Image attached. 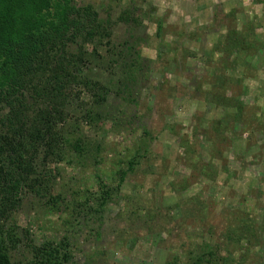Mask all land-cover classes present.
Returning <instances> with one entry per match:
<instances>
[{"label": "trees", "instance_id": "trees-1", "mask_svg": "<svg viewBox=\"0 0 264 264\" xmlns=\"http://www.w3.org/2000/svg\"><path fill=\"white\" fill-rule=\"evenodd\" d=\"M116 1L119 12L113 19L114 8L109 4L100 14L93 5L75 0H0V264H86L77 260V253H82V243L78 244L82 236L83 244L92 250L87 260L104 258L100 250L109 207L126 199L119 195L126 178L159 156L154 148L158 135L140 130L144 116L138 97L142 88L148 87L153 70L151 61L141 56L143 45L148 44L133 33L141 17L134 0L126 5ZM116 26L125 28L131 39L117 43ZM251 30L248 23L241 30L232 23L222 44L212 48L223 58L214 63L211 77H206L211 89L202 96L204 102L224 112L211 130L194 126L192 135L181 139L185 149L180 162L192 176L196 173V180L212 184L216 174L200 158L195 137L202 134L217 147L248 111L239 99L234 71L242 68L245 76L253 73L248 60L253 52L264 49ZM180 53L174 56L178 68L181 63L176 57ZM157 57L162 60L161 54ZM176 75L184 76L181 70ZM225 88L230 96H224ZM197 89L189 85L182 93L199 99ZM250 120H254L253 113ZM252 126L250 132L254 133L257 129ZM85 128L115 136L128 133L133 137L135 131L140 132L130 156L125 148L114 152L118 156L111 160L115 169L108 182L98 176V167L105 162V143L87 137ZM61 165L79 167L81 172L93 168L97 172L95 190L70 187ZM260 182L264 184V178ZM193 183L190 179L173 180L168 186L177 194ZM22 205L30 206L38 223L56 215L54 239L41 243L18 225L16 213ZM123 205L124 216L130 221L125 233L140 228L137 233L151 232L167 224L166 234L176 229L182 237L186 227L202 223L207 227L208 223L206 234L213 236L212 197L203 200L197 194L181 200L176 205L180 220L164 206L141 207L132 199ZM218 220L213 244L190 249L182 241L176 250L182 252L184 263L172 257L173 262L167 264H254L255 258H263L264 211L258 216L231 211ZM254 248L259 252L250 254ZM236 252L242 255L233 258Z\"/></svg>", "mask_w": 264, "mask_h": 264}, {"label": "rangeland", "instance_id": "rangeland-1", "mask_svg": "<svg viewBox=\"0 0 264 264\" xmlns=\"http://www.w3.org/2000/svg\"><path fill=\"white\" fill-rule=\"evenodd\" d=\"M75 1L93 5L100 14L102 8L109 4L114 8L113 19L119 12L116 0ZM128 3L129 0H121L122 5ZM134 4L141 22L133 33H137L148 44L143 45L141 56L151 61L153 69L148 87H143L138 97L140 113L144 116L140 130L146 129L158 135L154 148L159 156L155 161H149L150 166H143L141 172L126 178L119 193L126 199L109 207L101 241L103 247L100 250L104 258L95 256L91 261L87 260L92 255L91 246L83 244V236L78 240V244L82 243V253H77V260L86 261V264H167L173 262L172 257L184 263L182 252L176 250L179 243L187 242L190 249L194 248L193 245L213 244L218 236L216 230L220 227L216 225L220 224V220L216 221L219 216L231 211L239 212L240 216H258L264 211V184L260 182L264 178V49L253 52L255 55L248 60V67L253 73L249 72L245 76L243 69L238 67L234 71L239 85L237 91L241 94L239 99L241 97L243 104L248 107L243 122L232 125L224 135L226 140L218 142L217 147L207 142L202 134L195 137L197 152L216 174V182L210 184L202 179L196 180V173L192 176L191 170L180 162L185 149L181 143L182 137L186 134L191 136L194 126L203 131L211 130L212 123L220 119L224 112L204 102L202 96L211 89L206 77H211L214 63L223 58L221 54H214L213 46L222 44L232 23L237 30L247 23L251 25L252 34L264 45V0H134ZM113 33L117 43L131 39L121 26H116ZM91 48L89 46L88 50L92 51ZM177 51H181L176 57L181 63L179 68L174 58ZM101 53L103 51L99 52L100 56ZM159 54L162 60L158 59ZM178 70L184 76L178 77ZM108 77L105 75V78ZM189 85L199 89V99L192 100L186 98V94L183 95L182 89ZM224 96H230L229 88L224 89ZM251 113L254 120L248 121ZM169 125H173L174 129H168ZM258 125L261 127L258 128ZM251 126L257 129L254 133L250 132ZM84 133L94 141L103 140L105 143V162L98 167L101 169L98 176L107 182L115 169L111 160L118 155L114 152L125 148L127 157L130 156V149L140 135L139 131H135L133 137L128 133L115 136L89 128H85ZM59 169L65 173L70 187L79 185L81 188L86 186L90 191L95 190L97 172L93 168L81 172L79 167L61 165ZM183 179H190L194 183L182 193H172L169 182ZM204 184L209 186L205 187ZM197 194L203 200L212 197L215 202L211 209L215 220L211 229L213 236L206 234L210 227L208 223L207 227L203 223L186 227L182 237L175 233L176 229L170 232L171 235L166 234L167 224L151 232L142 230L137 233L141 231L140 228L134 233H125L130 221L124 216L123 204L130 199L141 207L153 205L157 209L163 206L170 208L172 216L180 220L177 203ZM16 216L18 225L41 243L55 238L56 215L40 219L41 223H38L30 206L22 205ZM258 252L259 248L249 251L250 254ZM261 252L263 258H255L254 264H264V248ZM238 253H234L233 258L242 255V252Z\"/></svg>", "mask_w": 264, "mask_h": 264}]
</instances>
